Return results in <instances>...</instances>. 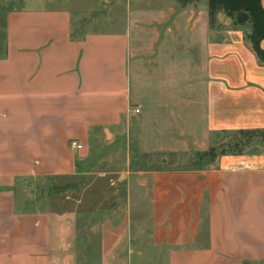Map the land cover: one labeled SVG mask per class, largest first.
<instances>
[{
  "label": "crops",
  "instance_id": "crops-1",
  "mask_svg": "<svg viewBox=\"0 0 264 264\" xmlns=\"http://www.w3.org/2000/svg\"><path fill=\"white\" fill-rule=\"evenodd\" d=\"M106 2L109 30L5 11L0 264H264V141L199 157L264 129L250 22L208 0ZM60 178L79 180L75 207L41 198Z\"/></svg>",
  "mask_w": 264,
  "mask_h": 264
},
{
  "label": "rangeland",
  "instance_id": "rangeland-1",
  "mask_svg": "<svg viewBox=\"0 0 264 264\" xmlns=\"http://www.w3.org/2000/svg\"><path fill=\"white\" fill-rule=\"evenodd\" d=\"M20 5L25 7H37L41 5L49 7H68L73 12L76 26L83 30H94L95 28L109 30L114 28V25L107 24L105 20L111 17L113 12L118 11L112 9L111 4L106 2V0H0V32L3 31L2 21L5 11ZM224 136L225 135L222 137ZM233 136L234 134H229L228 137ZM226 141L227 140L224 142ZM71 182H76V184L69 185ZM78 183V179H56L49 188V191L47 185L43 187L46 188V190L41 194V198L45 201L46 205L50 207H75V204L78 205L76 200L79 199L80 196V185H78ZM66 196H68V198ZM90 203L94 204V199Z\"/></svg>",
  "mask_w": 264,
  "mask_h": 264
},
{
  "label": "trees",
  "instance_id": "trees-1",
  "mask_svg": "<svg viewBox=\"0 0 264 264\" xmlns=\"http://www.w3.org/2000/svg\"><path fill=\"white\" fill-rule=\"evenodd\" d=\"M208 7L211 18L216 10L223 9L228 15L233 16L237 24L249 21L252 48L259 61L264 63V49L259 45L260 40L264 38V8L261 0H208ZM229 134L234 136L228 137ZM223 135L225 136L206 152L199 154V157L212 160L220 154L241 153L255 138L259 137L264 141V129L224 132ZM225 140L227 141L224 142Z\"/></svg>",
  "mask_w": 264,
  "mask_h": 264
},
{
  "label": "built area",
  "instance_id": "built-area-1",
  "mask_svg": "<svg viewBox=\"0 0 264 264\" xmlns=\"http://www.w3.org/2000/svg\"><path fill=\"white\" fill-rule=\"evenodd\" d=\"M136 112H138V109H136ZM70 144L72 147H74L76 149L82 148V144L80 142L75 141V140H71Z\"/></svg>",
  "mask_w": 264,
  "mask_h": 264
}]
</instances>
